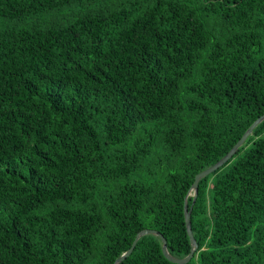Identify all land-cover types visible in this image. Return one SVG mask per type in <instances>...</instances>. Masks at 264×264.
Wrapping results in <instances>:
<instances>
[{
    "label": "trees",
    "instance_id": "16d2710c",
    "mask_svg": "<svg viewBox=\"0 0 264 264\" xmlns=\"http://www.w3.org/2000/svg\"><path fill=\"white\" fill-rule=\"evenodd\" d=\"M262 115L264 0H0V264H264Z\"/></svg>",
    "mask_w": 264,
    "mask_h": 264
},
{
    "label": "water",
    "instance_id": "95a60500",
    "mask_svg": "<svg viewBox=\"0 0 264 264\" xmlns=\"http://www.w3.org/2000/svg\"><path fill=\"white\" fill-rule=\"evenodd\" d=\"M264 121V115H262L259 119H257L250 127L249 129L246 131V133L242 136V138L238 141V143L234 146V148L222 159L220 160L217 164H215L214 166L210 167L209 169L203 171L202 173L198 174L195 178L194 184L192 186V191H194L196 194L198 193V188H199V183L201 180H203L204 178H206L207 176H209L210 174L216 172L217 170H219L221 167H223L226 163H228L237 153V151L239 150L240 147H242L245 142L247 141V139L253 134L254 130L256 129V127L261 124ZM185 223H186V227H187V231H188V235L191 241V245H192V250L189 254V256H187L184 259H178L173 257L172 255H170L169 251H168V247H167V241L166 239L159 233L153 230H143L140 233L137 234L131 248L125 253L123 254L116 262L115 264H121L122 262H124L129 256H131V254L133 253V251L135 250L138 241L147 235H155V236H159L162 238L163 240V254L164 256L172 263L175 264H188L194 257L195 252L198 249V244L197 241L194 237L193 234V230H192V224H191V211H189L188 208V202L187 200L185 201Z\"/></svg>",
    "mask_w": 264,
    "mask_h": 264
},
{
    "label": "rangeland",
    "instance_id": "374dc122",
    "mask_svg": "<svg viewBox=\"0 0 264 264\" xmlns=\"http://www.w3.org/2000/svg\"><path fill=\"white\" fill-rule=\"evenodd\" d=\"M116 1H118V0H116ZM119 1H127V0H119Z\"/></svg>",
    "mask_w": 264,
    "mask_h": 264
}]
</instances>
